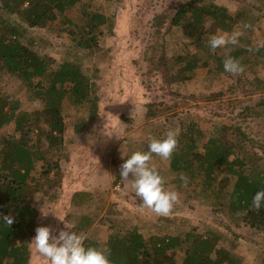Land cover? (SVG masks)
<instances>
[{
  "label": "rangeland",
  "instance_id": "374dc122",
  "mask_svg": "<svg viewBox=\"0 0 264 264\" xmlns=\"http://www.w3.org/2000/svg\"><path fill=\"white\" fill-rule=\"evenodd\" d=\"M188 1L92 0V10L112 18L114 26L113 34L105 36L101 47L90 58L77 51L68 54L69 42L65 33L47 28L30 30L31 36L40 43L35 47L36 51L52 59L54 65L64 60H76L91 75L98 70L95 83L99 97L98 112L93 119L86 108L71 106L68 101L63 104L67 155L66 158L60 157L61 177L59 187L55 189L56 199L49 200L36 193L32 200L38 210L36 227L50 226L55 234L64 227L56 215L74 231L82 217L90 216L92 226L87 233L80 235L100 244L106 241L114 227H137L147 237L170 235L181 239L188 232L203 238L209 237L211 232L218 248L240 253L244 264H264V232L251 230L247 225L235 226L227 213L214 210L203 199L195 197L193 186L178 188L177 183L172 182L175 176L170 172L168 159L152 154L149 161L164 177L165 186L179 194L178 201L166 216L141 208V201L135 196L130 182L120 180L121 147L125 156H129L135 151L146 152L150 137L160 138L170 129H178L180 136L182 127L177 116L173 115L178 112L186 120H195L206 137L214 127L223 123L229 128H241L246 137L255 142L249 147L260 154L261 147H264V113L258 106H264V89L255 91L257 85L249 88L244 83L245 86H239L234 80L235 75H219L213 71L196 72L189 80L179 74L172 79L174 62L180 67L181 57L199 51L189 35L192 30L171 25L177 7ZM203 1L222 6L231 16H236L229 33L206 21L202 30L209 31V36L204 33L205 42L212 35L234 32L254 43L264 39V17L254 29H250L240 12L237 14L238 9L245 10L253 4L258 6L254 1ZM207 47L204 43L202 50ZM229 48L230 45L223 47ZM163 54L164 60L158 63ZM260 70L258 77L264 82V65ZM248 77L252 79L253 75ZM31 94L17 78L7 74L0 77V95L18 100L20 111L33 112L42 108L40 101L29 99ZM166 106H176V109L168 112ZM81 122L83 126L78 133L74 126ZM103 126L110 138L99 135ZM3 135L19 137L14 134L13 126L2 128L0 136ZM48 158L51 160L50 156ZM78 192L88 193L89 197L73 200ZM40 208L48 215L42 216ZM29 250L30 264H49L31 244ZM182 256V252L176 254L178 263Z\"/></svg>",
  "mask_w": 264,
  "mask_h": 264
},
{
  "label": "trees",
  "instance_id": "16d2710c",
  "mask_svg": "<svg viewBox=\"0 0 264 264\" xmlns=\"http://www.w3.org/2000/svg\"><path fill=\"white\" fill-rule=\"evenodd\" d=\"M253 1L258 6L253 4L237 12L245 18V25L250 29L264 17V0ZM91 2L0 0V77L7 74L17 78L32 93L29 99L42 104L39 110L22 112L18 100L0 95V130L13 126L14 134L19 135L18 138L0 136V216L14 218L11 225L0 220V264H30L29 244L35 235L38 216L32 200L36 193L49 200L57 197L60 162L67 155L62 115L64 102L86 108L92 119L99 108L95 83L98 70L91 75L76 60L54 65L52 59L36 51L40 43L31 36L30 30L47 28L65 33L69 42L67 53L77 51L90 58L101 47L105 36L113 34L114 26L112 18L92 10ZM206 21L229 33L236 16H231L222 6L203 0H190L177 7L171 25L192 30L189 35L199 51L181 57L180 67L174 62L172 79L179 74L189 80L196 72L213 71L219 75H235L239 86L244 83L249 88L257 85L255 91L264 89L263 79L258 77L260 66L264 65V39L254 43L243 35L238 36L239 46L236 43L229 44V49L218 47L211 52L207 47L202 50V45L207 43L204 33L209 36V31L202 30ZM226 56L238 59L244 71L225 72L222 61ZM164 57V54L159 57L158 63ZM258 106L264 113V106ZM175 109L176 106L165 107L168 112ZM173 115L177 116L182 130L177 137L179 145L168 158L170 172L175 176L172 182L177 183L178 188L193 186L195 197L203 199L212 209L227 213L235 226L247 225L251 230L264 232V207L257 210L252 206L253 195L264 189V147H261V154L250 148L255 142L247 138L241 128L219 123L206 137L195 120L180 117L181 112ZM82 126V122L75 125V131L80 133ZM50 151L53 152L50 154ZM49 156L50 159L53 156L51 160ZM182 175L187 178L186 184L180 179ZM80 197H89V194L78 192L73 200ZM88 217L80 219L79 225L74 227L75 232L87 233L93 221ZM113 229L103 244L84 238L85 246L107 247L111 264H244L240 253L218 248L211 232L205 238L188 232L181 239L170 235L147 237L137 227ZM178 252L183 255L180 263L176 259Z\"/></svg>",
  "mask_w": 264,
  "mask_h": 264
},
{
  "label": "clouds",
  "instance_id": "9594fccd",
  "mask_svg": "<svg viewBox=\"0 0 264 264\" xmlns=\"http://www.w3.org/2000/svg\"><path fill=\"white\" fill-rule=\"evenodd\" d=\"M239 33L215 34L210 36L207 45L210 50L226 45H235ZM223 69L227 73L238 74L244 71L239 60L231 56H226L223 61ZM105 126V125H104ZM99 131L101 137L110 138L105 127ZM178 129L168 130L162 137H150L147 151H135L131 155L125 156L121 147L122 163L119 166V176L121 181L130 182L134 194L141 201V208L150 209L153 213L161 216L169 214L173 205L178 201V192L165 186L164 177L158 170L151 166L149 161L152 154L162 159L170 158L177 145ZM126 157V159H125ZM181 181L187 183L185 176L180 177ZM252 206L259 210L264 207V189H260L252 197ZM42 216H47L40 208ZM64 225L54 234L50 226H37L35 235L30 244L49 264H111L109 259L110 250L107 247L99 248L85 246L84 237L73 231L64 219L54 215ZM13 217L10 215L0 216L5 224L11 225Z\"/></svg>",
  "mask_w": 264,
  "mask_h": 264
}]
</instances>
